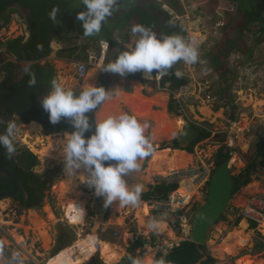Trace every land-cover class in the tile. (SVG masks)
<instances>
[{
    "label": "rangeland",
    "instance_id": "obj_1",
    "mask_svg": "<svg viewBox=\"0 0 264 264\" xmlns=\"http://www.w3.org/2000/svg\"><path fill=\"white\" fill-rule=\"evenodd\" d=\"M72 2L76 17L79 12L86 11V6L81 0H72ZM242 4L243 0H118L114 10L118 11L121 18L131 8L141 5L159 16L163 32L179 27L183 31L181 36L186 40L192 38L199 40V59L196 64L188 65L180 61L173 65V73L180 72L179 78L185 81V84L176 90L170 87V83L162 86V80L160 82L152 80L153 77L147 80L140 72L129 73L122 77L117 73L101 70V66L91 67L86 77L80 79L75 67L76 62L60 59L57 54L61 49L75 48L82 44L92 46L93 49L89 50V54L95 51L96 45H93L95 42L91 43L90 37L83 36L82 21L78 19L75 31L66 36L67 39L63 42L53 41L52 53L40 63L43 66L46 62L53 65L55 79L62 80L66 87L77 94L85 83L99 86L101 82H104L105 77L111 80L107 89L118 94L112 95L95 109V121H100V116L104 119L110 115L126 112L135 115L141 121L150 122L148 135L152 139L155 152L143 161L140 172V179L146 188L143 194L151 192L162 179L173 174L168 172L167 175H161L157 172L155 166L159 163L161 166L164 164L161 159L167 155L171 156L174 151L187 152L174 149L172 146L186 124L206 130L211 133V136L196 144L194 152L190 153L192 157L190 164L175 172L201 167L214 172L217 156L220 150L226 147L230 150V171L234 177L243 174L249 162L257 161L251 175V183L235 191L224 219L210 230L206 245L207 252L217 261V264H239L238 261L245 257H249L250 261L264 260V248L259 247V244H264V228L261 227V219L255 228H252L250 220L242 217L236 225L239 215L232 212L233 209L240 212L247 208L250 202L263 192L264 186V150L261 147V142L264 141V38L258 42L260 34L244 28ZM26 15V12H22V15L20 13L12 15L11 23L0 31L1 42L6 43L10 39L19 37H24L25 41L29 39L30 30L25 23ZM113 38L115 46L111 47L105 65L115 60L120 52L125 51L126 46L134 45L137 36L132 34L130 41L127 42L126 34L117 28ZM215 56L219 57L218 64L214 63ZM7 62L16 64L18 79L23 75L24 66L28 64L13 57H7L5 46H0V68ZM5 74L0 69V83ZM92 74H98L94 82ZM161 94L166 95V100H160ZM170 104L179 106L178 114L170 112ZM162 117L172 122L163 125ZM178 117L182 118L181 125L180 122L174 124V120ZM10 121H14L18 128L15 145L36 154L39 164L34 171L50 180L51 183L39 211L24 209L12 199L0 202V254L2 256L12 259L18 253L23 264H47L63 248L74 247L82 231L84 232L82 237H87L89 233L90 235L94 233L97 227L99 239L121 247L123 257H131L130 262L132 259L145 260L150 256L151 259L146 264H155L159 251L167 250L172 245L178 246L187 238L186 233L175 232L168 224L167 230L161 228L158 231L149 230L147 224L155 218L149 207L152 200L145 201L142 196L137 206H125L120 213H115L112 203L106 220L99 223L93 213L98 206L97 201H101L102 197L97 196L94 188H90L86 182L79 179V175L87 173L81 169L76 175L70 177L64 169L62 141L67 134L57 132L48 134L44 127L38 124L36 127L29 128V123L19 117L13 116ZM34 149L36 153L32 151ZM164 152L169 153L165 156ZM164 167L166 168V165L162 166L163 169ZM66 177L68 182L77 180L73 186L79 188L83 193L81 198L87 201L85 208L89 217L82 225L68 224L65 219L69 202L67 198L61 196L58 185ZM182 185L187 188V191L191 189L194 192L192 204L198 203L201 207L207 198L208 186L204 182L193 185L191 180L181 182L176 190L179 195H185ZM71 196L74 197V195ZM138 211H141V215ZM34 213L46 223V231L51 240L48 248L45 246L44 239L39 237V230H36L32 224ZM113 214H115L114 217H122V223L115 222L112 219ZM242 221L248 225L244 231V235L248 237L247 243L225 253L221 246L242 228ZM114 232L119 233L118 238L112 237ZM136 237L138 240L146 241V244L137 247L132 253L130 248ZM66 241L70 244L64 247L63 242ZM99 251L95 252L92 258L100 259L101 262L91 261L92 258H90L85 264L106 263L102 258L101 248Z\"/></svg>",
    "mask_w": 264,
    "mask_h": 264
},
{
    "label": "clouds",
    "instance_id": "obj_2",
    "mask_svg": "<svg viewBox=\"0 0 264 264\" xmlns=\"http://www.w3.org/2000/svg\"><path fill=\"white\" fill-rule=\"evenodd\" d=\"M81 2L86 6V11L79 12L76 18L82 21L83 36L91 37L100 33L103 23L112 15L118 0H81ZM21 11L24 12L22 9ZM50 19L55 21V11L50 15ZM131 32L137 36L134 45L126 46L125 51L120 52L112 62L101 66V70L117 73L122 77L129 73L140 72L146 79H151L154 70L162 78L168 74V69L180 61L188 65L198 62L199 40L196 38L186 40L177 34L158 37L150 27L143 24L134 25ZM105 42L111 49L110 43ZM99 43L94 52H99ZM88 61L89 58L87 61H75V67L79 62ZM91 67L93 66H90L89 70ZM23 71L29 76V87H34L37 79L31 65L26 64ZM180 75V72H175V76L179 77ZM165 78L170 77H164L162 81ZM114 94L118 93H114L104 86L89 83H85L77 94L71 88L66 87L62 80L54 78L51 81V91L43 97L41 105L48 113L49 121L52 124H56L64 118L68 119L75 128V131L67 134L62 141L64 169L68 176L76 175L79 170L83 169L87 174L79 175V179L86 182L90 188H94L97 196L104 198L105 207L110 206L114 201H118L119 206H137L146 190L145 185L142 182L129 185L125 177L130 174L139 175L143 161L155 152L152 139L148 135V130L151 127L150 122L141 121L135 115L123 112L95 121L93 125L86 115L97 109ZM93 126L94 133L86 138L85 133ZM17 132V124L14 121H9L5 132L0 133V147L6 150L8 157L15 153ZM108 161L116 163H109L105 166V162ZM213 175L214 172H212V177ZM67 223L70 222L67 221ZM160 224L161 221L153 218L148 222L147 228L158 231ZM186 240L188 239L184 241ZM135 243L133 242V245ZM93 260L97 261L95 258L91 259V261ZM0 264H23V262L18 253L10 260L3 258L0 254ZM131 264H146V261L132 259ZM159 264H163V259Z\"/></svg>",
    "mask_w": 264,
    "mask_h": 264
},
{
    "label": "trees",
    "instance_id": "obj_3",
    "mask_svg": "<svg viewBox=\"0 0 264 264\" xmlns=\"http://www.w3.org/2000/svg\"><path fill=\"white\" fill-rule=\"evenodd\" d=\"M19 5L23 9L29 10L30 14L25 16V23L30 30V36L27 41L24 37L10 39L6 43L0 41V46H5V55L13 57L16 60L31 65L32 71L36 75L37 83L34 87H29V76L23 71V75L18 79L16 74V64L14 62H7L1 66V70L6 73V79L0 84V89L10 90L14 92L17 97L18 109L27 114H34L39 116H47L48 113L42 108L41 100L51 91V81L55 78V68L49 62L43 66L41 61L48 58L52 53L51 44L53 41H62L67 39L66 36L72 34L76 29V12L73 10L72 0H0V31L11 23L12 15L20 13L21 9L16 6ZM242 9L244 12V28L249 31H255L260 34L261 39L264 38V0H243ZM55 11L56 19H50V15ZM143 24L150 27L152 31L159 37L162 35H181L182 30L179 27H174L170 30L162 31V25L159 16L155 13L149 12L146 7L137 5L131 8L128 12L124 13L123 18L120 17L118 11L113 9L112 15L103 23L100 33L89 38V42L96 48L99 41L105 40L113 47L115 41L113 35L117 28L126 34V41H130V36L133 34L131 28L134 25ZM252 27V28H250ZM253 29V30H252ZM229 43L230 40H228ZM93 49L89 44H82L79 47L61 49L58 51L60 59H67L70 61H87L89 58V50ZM214 63H219V57H214ZM144 75V74H143ZM98 74H92V80H96ZM152 76V74H151ZM153 77V76H152ZM152 79V78H151ZM147 79V80H151ZM111 80L104 79V82L99 86H104L106 89L109 87ZM170 83V87L174 90L179 89L185 84L183 79L175 76V73L170 78H165L162 81V86ZM8 96L0 95V133L5 132L8 122L12 119L13 113L8 108ZM40 100V101H38ZM39 102V104H37ZM38 105V106H37ZM178 105L170 104V112L178 114ZM95 111V110H94ZM94 111L87 114L89 121L94 125ZM27 123L28 119H23ZM47 126L52 127L57 131H67L64 122L61 120L56 124L48 123ZM55 125L57 127H55ZM55 127V128H54ZM195 129L204 133L195 143L189 146L186 151L188 153L194 152V147L199 142H202L211 136V133L206 130H201L195 126ZM94 126L86 133L92 135L94 133ZM261 147L264 150V141L261 142ZM15 153L8 157L6 150L0 147V167H8L15 171L22 181L26 195L20 192L16 200L24 209L32 207H40L46 197V192L49 190L48 182L46 179L38 175L34 169L38 166L39 161L37 157L26 148H18L15 145ZM225 149V150H224ZM221 149L217 156L216 169L225 160H230V150L226 147ZM257 161L249 162L247 169L243 174H240L234 179L237 182V190L245 187L251 183V175L255 170ZM45 179V180H44ZM8 186L0 185V191ZM179 188L178 184L167 185L166 183L158 184L152 188L151 192L143 194L142 199L145 201L160 199L167 197L171 192ZM199 208H195L197 211ZM224 219V216L221 220ZM241 218L237 220L236 225L239 224ZM252 228L257 226V222L251 221ZM64 247L70 243L63 242ZM146 241L138 240L132 246L131 251H134L139 246H144ZM260 248H264V244H259ZM202 250L208 255V260L202 264H217V261L208 254L206 246H200ZM56 256V255H55ZM162 253L156 257V264L159 263ZM199 252V247L189 241H183L179 246H175L168 255V261L177 264H195L202 259ZM130 264V263H129Z\"/></svg>",
    "mask_w": 264,
    "mask_h": 264
},
{
    "label": "water",
    "instance_id": "obj_4",
    "mask_svg": "<svg viewBox=\"0 0 264 264\" xmlns=\"http://www.w3.org/2000/svg\"><path fill=\"white\" fill-rule=\"evenodd\" d=\"M16 6L26 12L27 15L30 14L29 10H24L19 5ZM5 79L6 74L3 78V81ZM0 95L8 96V108L15 117L28 119L30 120V123L37 122L41 125L50 122L49 117L35 116L20 111L17 106V97L14 92L10 90L0 89ZM61 120L64 122L67 129V131L63 134H71L73 131H75L74 126L70 123L68 119L62 118ZM203 135L204 133L198 131L197 129H194L189 124H186L183 127L182 133L177 138V142L181 150H186L190 145L196 142ZM230 165V160H225L217 168L215 174L213 175L209 183L207 198L204 204L195 213L194 220L192 223V230L188 240L195 243L199 247V252L203 256L202 259L195 264H202L203 262L208 260V255L205 253L204 250L200 248V246L207 245V240L211 228L215 224H217L225 215L226 211L228 210L230 201L233 197V194L237 190V182L234 179V176H232L231 174ZM125 180L128 184L131 185L137 182H142V180L140 179V173L139 175L130 174L129 176L125 177ZM0 185L8 186L7 189L0 191V202L2 200L15 198L19 192L26 193L25 187L17 173L8 167H0ZM109 208V206H104V199L103 201H101L100 205L97 206L96 217L99 223H103L106 220ZM31 210L39 211V208L34 207ZM168 255L169 253L164 254L161 257V259H163V264H177L169 262L167 259ZM125 260L126 259L124 258L123 261Z\"/></svg>",
    "mask_w": 264,
    "mask_h": 264
},
{
    "label": "bare ground",
    "instance_id": "obj_5",
    "mask_svg": "<svg viewBox=\"0 0 264 264\" xmlns=\"http://www.w3.org/2000/svg\"><path fill=\"white\" fill-rule=\"evenodd\" d=\"M161 96H162L160 98L161 101L166 100V95L161 94ZM162 118H163V121L161 124L163 125L170 124L172 122V121H168V118H165V117H162ZM100 120H102V116H100ZM177 122H180L179 124L181 125L183 122L182 118L178 117L177 119L174 120V124ZM36 126H37V122H31L29 124V128L36 127ZM31 149H33L32 145H31ZM32 151L36 153L35 149ZM168 153L169 152L165 153V156ZM191 159H192L191 155L187 152L174 151V153H171V156L167 155V157H164L163 159H161V161L164 162L163 165H166V168L164 167L165 169L162 168L163 165L161 166L160 163L155 166V169L157 170V172H159V174L167 175L169 174L168 172L173 173L179 168L186 167L188 164H190ZM75 181L77 180L75 179V180H72L71 182H68V179L66 177V179L60 182V184L58 185V190L61 193V196L67 198L69 202V205L67 206V209L65 212L66 218H68V222L72 224H79V223L83 224L87 217V210L85 208L87 205V201L81 198L83 193L79 190V188L76 186H73ZM253 186H256V185H253ZM182 190H184L185 195H189L190 197H192L194 194V192L191 189H190L191 191L190 190L187 191V188L184 185H182ZM71 195H74V197H72ZM113 205H114L115 213H120L121 210L125 207V206H119L118 201H114ZM139 215H141V211L139 212ZM32 216H33L32 224L35 226L36 230H39L38 235L39 237H42L44 239L45 246L48 248L51 243V240L46 231V223L43 221V219L39 218L35 213ZM114 216L115 214L112 215V219L115 222L122 223L123 221L122 217H114ZM142 218L143 217L141 216L140 219L142 220ZM247 226H248L247 223L245 221H242L241 223L242 228L239 231H236L237 233H234L233 237H230V239H228L227 241L223 243V246H221L222 251L226 253L232 249L239 248L242 245H245V243H247L248 237L244 235V231L246 230ZM261 227L264 228V217L261 218ZM96 228L95 230L93 229L94 233H92L91 235L89 234L87 237H84V238L81 236L80 239L76 242V245L74 247H70V248L60 251L56 256L51 258L47 264H85V262L90 260V258L95 254L96 248L94 244H95V241L97 240L101 242L100 246H101V250L103 253L102 258L104 262H106L107 264L117 263L120 259L123 258V254H124L123 249L119 247L118 245H114L108 242L101 241L98 238V235L96 234ZM160 228L163 230H167V224L165 222L164 223L162 222L160 224ZM172 235L173 234L171 233V237ZM126 236L130 237L131 235L126 234ZM248 258L249 257L240 259L238 263L239 264H264V260H254V261L251 260L250 261L248 260ZM150 259L151 257L148 256L145 258V261L149 262Z\"/></svg>",
    "mask_w": 264,
    "mask_h": 264
},
{
    "label": "built area",
    "instance_id": "obj_6",
    "mask_svg": "<svg viewBox=\"0 0 264 264\" xmlns=\"http://www.w3.org/2000/svg\"><path fill=\"white\" fill-rule=\"evenodd\" d=\"M110 51L109 44L105 41L99 43V52H94L90 54L88 62H79L77 64V75L80 78L86 77L89 72L90 66H103L107 61V57ZM173 73V67L168 69V74L164 77H171ZM164 77L160 78L158 73L153 71V78L157 81H161ZM212 178V171L206 167L201 168H190L186 170H180L179 172H173L168 178L162 179L159 184L166 183L167 185L178 184L181 182L185 183L188 180H192V184H200L204 182L208 185ZM259 195H257L247 208L242 209L237 212L235 209L232 212H236L239 217L247 218L250 221L259 222L261 218L264 217V186ZM193 196L189 195H179L176 191L171 192L167 197L160 199H153L149 206L155 218L160 221L166 222L170 228L178 233H186L187 238L189 237L192 230V223L195 216V208H199L200 205L197 203L192 204ZM82 234L84 232L82 231ZM81 234V236H82ZM114 238L119 237V233L115 232ZM186 238V239H187ZM134 242L138 240V237L134 238ZM96 248V253L100 252V243L95 241L94 244ZM175 246H169L167 250H161L162 254L169 253ZM160 252V251H159ZM106 264V263H102ZM118 264H128L127 261L120 259Z\"/></svg>",
    "mask_w": 264,
    "mask_h": 264
},
{
    "label": "flooded vegetation",
    "instance_id": "obj_7",
    "mask_svg": "<svg viewBox=\"0 0 264 264\" xmlns=\"http://www.w3.org/2000/svg\"><path fill=\"white\" fill-rule=\"evenodd\" d=\"M5 81V80H4ZM3 80H2V82L1 83H3L4 82ZM38 101H40V100H38ZM37 104H39V102L37 103ZM38 106V105H37ZM94 111V110H93ZM93 111H91V112H93ZM91 112H89V113H91ZM89 113H87V114H89ZM86 114V115H87ZM31 115H34V114H31ZM35 116H39V115H35ZM42 117V116H41ZM47 117V116H46ZM94 122H95V120H94ZM29 124H30V121L28 122ZM48 123H51V122H48ZM48 123H45V124H39V123H37L39 126H43L44 127V129H45V131L48 133V134H52V133H54L55 132V129H53L52 127H50V126H47L46 124H48ZM190 126H192L193 127V125H190ZM55 127H57L56 125H55ZM54 127V128H55ZM194 128V127H193ZM75 129V128H74ZM195 129V128H194ZM64 132H66V131H57V133H64ZM90 136V134H88V133H85V137L86 138H88ZM195 143V142H194ZM172 146L174 147V149L175 148H177V149H181L180 148V146H179V144H178V142H177V139H175L174 141H173V144H172ZM191 146V145H190ZM190 154V153H189ZM37 157V156H36ZM109 163H111V164H115L116 162L115 161H108V162H105V166H107V164H109ZM46 179V181H49L48 182V187L50 188V180H48L47 178H45ZM44 179V180H45ZM8 188V187H7ZM7 188H5V189H7ZM5 189H3V190H5ZM2 191V190H1ZM20 193V192H19ZM18 193V194H19ZM17 194V195H18ZM25 195L27 194V193H24ZM17 197V196H16ZM16 197L14 198V199H12L15 203H17L19 206H20V203L16 200ZM26 198H27V195L25 196ZM103 197H102V200L101 201H103ZM101 201L99 200V201H97L98 202V205H100V203H101ZM44 203V202H43ZM43 205V204H42ZM42 205L40 206V207H38L39 208V210H40V208H42ZM36 207V206H35ZM32 208H34V207H32ZM32 208H28V209H32ZM87 214H88V212H87ZM93 215H96V211H95V213H93ZM66 219V221H68V218H65ZM80 225H82V224H80ZM96 234H97V232H96ZM102 253V252H101ZM97 261L98 262H101V260L100 259H97ZM96 264H100V263H96Z\"/></svg>",
    "mask_w": 264,
    "mask_h": 264
},
{
    "label": "crops",
    "instance_id": "obj_8",
    "mask_svg": "<svg viewBox=\"0 0 264 264\" xmlns=\"http://www.w3.org/2000/svg\"><path fill=\"white\" fill-rule=\"evenodd\" d=\"M65 40H66V39H65ZM65 40H62V42L65 41ZM66 60H67V59H66ZM112 236H113V234H112ZM98 237H100V236L98 235ZM132 246H133V245H132ZM132 246H131V248H132ZM131 248H130V250H131ZM135 250H136V249H135ZM135 250L132 251V253H134ZM129 256H130V255H129ZM2 257L8 259L7 257H4V256H2ZM124 258L126 259V261H127L128 263L131 264V262H130V260H131L130 258H131V257H127V256H125ZM9 260H10V259H9Z\"/></svg>",
    "mask_w": 264,
    "mask_h": 264
}]
</instances>
